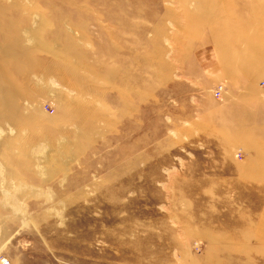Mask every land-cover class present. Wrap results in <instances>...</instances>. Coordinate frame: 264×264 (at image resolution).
I'll return each mask as SVG.
<instances>
[{"label": "rangeland", "instance_id": "374dc122", "mask_svg": "<svg viewBox=\"0 0 264 264\" xmlns=\"http://www.w3.org/2000/svg\"><path fill=\"white\" fill-rule=\"evenodd\" d=\"M3 260L264 264V0H0Z\"/></svg>", "mask_w": 264, "mask_h": 264}, {"label": "built area", "instance_id": "2783aa9c", "mask_svg": "<svg viewBox=\"0 0 264 264\" xmlns=\"http://www.w3.org/2000/svg\"><path fill=\"white\" fill-rule=\"evenodd\" d=\"M224 90H225V88H223V86H222V87H219V89H217V90L215 91V93H214L215 97H216L217 99H220V98L222 97V94L224 93ZM2 264H10V262L7 261V260H3V261H2Z\"/></svg>", "mask_w": 264, "mask_h": 264}, {"label": "crops", "instance_id": "0c3cea01", "mask_svg": "<svg viewBox=\"0 0 264 264\" xmlns=\"http://www.w3.org/2000/svg\"><path fill=\"white\" fill-rule=\"evenodd\" d=\"M212 63V62H211ZM246 96V95H245ZM248 100H252V99H248Z\"/></svg>", "mask_w": 264, "mask_h": 264}, {"label": "bare ground", "instance_id": "6f19581e", "mask_svg": "<svg viewBox=\"0 0 264 264\" xmlns=\"http://www.w3.org/2000/svg\"><path fill=\"white\" fill-rule=\"evenodd\" d=\"M2 264V263H1Z\"/></svg>", "mask_w": 264, "mask_h": 264}]
</instances>
